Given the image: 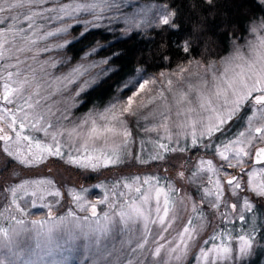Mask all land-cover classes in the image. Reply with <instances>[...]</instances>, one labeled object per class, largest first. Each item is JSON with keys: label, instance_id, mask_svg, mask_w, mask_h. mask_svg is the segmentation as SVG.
Returning <instances> with one entry per match:
<instances>
[{"label": "snow or ice", "instance_id": "6c2138e0", "mask_svg": "<svg viewBox=\"0 0 264 264\" xmlns=\"http://www.w3.org/2000/svg\"><path fill=\"white\" fill-rule=\"evenodd\" d=\"M126 3L127 0H0V142H3L0 150L22 167L38 168L49 157H56L76 168L85 179H97L91 174H102L110 165L122 164L127 157H133L130 145L134 137L128 117H135L138 128L157 136L139 137L141 150L146 155H136L134 159L148 164L149 161L166 162L172 154L193 153L199 159L188 178L189 184L197 186L206 179L211 185L203 187L202 194L201 187H196L202 203L219 209L225 191L237 201L243 198L238 218L248 225L245 232L233 237L234 229L225 227L222 232L214 231L203 242L211 246L200 245L198 253L192 256V264H248L257 243L253 235L258 230L257 218L250 199L241 194L250 192L264 199V146H257L264 144V20L252 23V38L243 45L235 44L233 37V50L218 62L201 65L197 61L202 71L190 73L196 77L195 84L184 76L190 72L189 68L181 67L170 74L166 80L168 92L174 99L178 96L177 107L188 105L187 109L176 112L179 122L175 131L169 126L168 113L161 111L157 116L154 110H149L141 114L157 99L156 95L149 96L145 103L142 93L156 92L159 98L167 99L164 73L160 74L159 81L154 76H140L135 83H126L118 89L121 94L110 99L102 109L93 105L82 117L74 118L71 108L84 103L82 94L95 82L94 78H81L92 68L107 64L108 60L88 66L78 64L63 74L61 66L69 63L67 59L51 55L42 58V54L59 55L93 29L107 26L113 30L111 26L118 24L122 17L126 24L139 28L140 24L124 14ZM207 3L213 5L214 0ZM260 4L264 5V0H260ZM151 11L150 7L138 9L145 16ZM175 15L167 4L159 6L152 26L175 29L178 27ZM70 30H79V37L68 40ZM102 47L98 42L97 47L86 53L85 59ZM182 50L191 52L189 41L184 42ZM28 59L40 65L39 72L28 64ZM171 76H177V81ZM71 84H78L69 94L71 108L54 109L52 104L46 103L51 96L62 95ZM53 85L57 87L50 95H42V90L47 91ZM181 85H186L187 91ZM125 90L131 91L126 98ZM141 120L145 121L142 126ZM150 120L153 122L149 123ZM160 129H163L162 134ZM39 133L43 136L36 135ZM208 156L213 159H206ZM217 158L219 165L214 163ZM190 162L191 157H188L185 164ZM245 166L251 170L245 171ZM228 169H240V173L235 175ZM184 175L183 171L179 172L181 178ZM221 176L229 177L227 189L222 187ZM245 176L247 188L242 183ZM96 189L103 195L97 196L93 203L89 194ZM6 194H10L9 203L21 217L31 215L32 210L46 212V220L31 221L39 240L45 241L42 253H36L39 261L63 247L61 244L51 246L53 212L58 206H64L62 193L52 179H24L18 184L0 187V201L8 200ZM66 194L71 207L59 217L58 223L72 224L74 230L79 231V237L73 235L71 241L81 237L89 241L87 247L95 248L97 260L103 264H187L198 236L207 227L192 195L180 196L171 182L158 175L102 181L80 189L71 187ZM223 203L225 208L229 206L227 199ZM189 205L187 221L177 230L176 223L183 219L181 211H188ZM0 208L3 209L0 220L15 219L18 225L24 223L23 219L12 215L8 203L0 204ZM231 208L237 212L238 203L231 204ZM246 213L253 215L246 220ZM228 215L227 212L221 214L225 221ZM260 227L264 228V224ZM18 231L0 228V249L12 256H18L13 250ZM117 235L124 239L120 240L118 248L115 244L109 248L104 241L114 240ZM39 240L38 248L41 247ZM217 240L234 243L216 244ZM260 240L264 242V233ZM261 246L264 247V243ZM0 264H5V260L0 259ZM27 264L35 262L29 260Z\"/></svg>", "mask_w": 264, "mask_h": 264}, {"label": "rangeland", "instance_id": "374dc122", "mask_svg": "<svg viewBox=\"0 0 264 264\" xmlns=\"http://www.w3.org/2000/svg\"><path fill=\"white\" fill-rule=\"evenodd\" d=\"M121 2H124V0H121ZM257 2L260 4V0H257ZM163 4L152 2V1H143V0H127L126 6L123 9V12L125 15L129 17V19L133 20L134 23L140 24L139 28H135L134 26H130L126 24L123 20V17L121 18L120 22L118 24H113L111 26L112 29H114V32H118V28L120 31V34L118 37L128 35L131 32L138 31V30H144L147 28L154 27L152 26L156 17H155V11L156 8L159 6H162ZM261 5V4H260ZM262 9L264 10V5H261ZM150 7L152 11L145 16L142 12H138L139 8H145ZM261 20H264V15L262 18H259L255 21L250 22L247 27L244 30L243 35L241 36L240 40H235V44L243 45L246 43L249 39H251V33H250V27L253 22H260ZM107 22H105L106 24ZM78 28L80 26H77ZM109 30L107 26L101 27ZM100 29V28H99ZM75 31V30H74ZM112 31V30H109ZM71 32V30H70ZM73 37L68 36L67 38L69 40H72L74 37L79 36V30H76L74 34H72ZM234 47L233 41L230 43L228 50L225 52V54L220 58L222 59L224 56H227ZM88 51L86 50L84 54L80 57V59L73 63V64H66L61 66L63 74H67L71 68L75 67L78 64H83L85 66H88L92 64L93 62H100L103 61L102 59L96 58L94 53L91 56H88L87 59H85V55ZM42 57H44V54H42ZM46 58V57H44ZM220 59L214 62H218ZM212 63V62H209ZM201 65H204L200 63ZM185 68H189L190 72L184 73V76L192 81V83H196V77L194 75H191L190 73H195L198 71H202V68H198L196 61H191L189 64L182 66ZM181 67H177L171 71H164L161 73L165 74V80H164V91L165 95L167 97L166 100L159 98L158 93L152 92V93H142V96L145 97L144 102L147 103V98L149 96L156 95L157 99L154 104H149L147 108L142 110V115L147 114L149 110H154L158 116L159 112L164 111L169 114L170 120H169V126L170 128L175 131L176 130V124L179 122L178 118L176 116V112L178 110L187 109V104H182L179 107L175 104V99H178V96L173 97V94L168 92L166 87V80L170 76L171 73H176L179 71ZM105 65L101 64L100 67L92 68L89 73H87L84 77L81 78V80L88 79L92 80L95 79V82L90 85L94 86L96 83H98L101 79L104 78V75L109 71L107 69V72H105ZM39 72V69H38ZM161 73H156L154 75H145L142 74L140 71H136L130 79H128L123 85H121L118 89H121L124 87L126 83H135L137 79L140 76H143L144 78H150L155 77L158 81L161 80ZM57 75H60V72L56 73ZM171 79L175 82L177 81V76H171ZM184 87V90L187 91L186 85H181ZM57 87V85H53L52 88H48L47 91L42 90V95H50L51 92ZM78 87V84H71L67 86V90H65L62 95L57 94L55 96H51V99L47 101L46 103L52 104L53 108H59L61 110L65 108H71V99L69 98V94L73 92ZM89 87V88H90ZM154 87V86H149ZM118 89L116 91V95H119L121 93L118 92ZM125 98L128 95H131V91L125 90L123 93ZM194 95V94H193ZM53 97V98H52ZM104 107V106H103ZM99 107V108H103ZM90 108L81 110L80 106L78 108H71V111L74 113V118H80L82 117L86 112L89 111ZM57 115H59V112H57ZM149 123L153 122L152 120L148 121ZM158 122V120L156 121ZM65 123H68L65 121ZM128 123L129 127L133 132L134 137V143L130 145L131 151L133 153V157L136 155H146V153L142 152L141 146H140V140L139 137H156L157 133H145L141 130V128L137 127V119L135 117H128ZM145 123V121H140L141 126ZM159 132L162 134L163 129H160ZM40 137L43 136L42 133L36 134ZM2 145V142H0ZM257 146H264V144H259ZM15 147V146H14ZM148 149L151 150V145H147ZM254 151V150H253ZM3 153L2 150H0ZM133 157H127L122 164L119 165H110L107 169L102 170V174L99 173H92V176L98 177L97 179H85L84 175L79 174V171L67 164H64L63 161H60L56 157H49L47 161H45L44 165L42 166V170L44 173L37 172L36 169L33 173H30L29 176L25 173L23 176L24 179H35V178H49L52 179L55 183V185L60 189L62 193V204L63 207L58 206L57 209L53 212V221L51 223V227L53 228L52 232V238H53V244L52 247H56L57 244L63 245V247H60L58 250L54 251L52 255H45L44 260L41 262L39 261L38 256L36 253H42L45 241L39 240V238L36 235L35 230L32 228L31 221L33 220H40L44 221L46 220V212L45 210H32L31 215L23 216L21 217L19 213H16L15 210L10 205V194H6L8 197L7 201H0V204L8 203L9 208L12 212V215L14 217H17L19 219H23L24 223L22 225L16 224L15 219L8 220H0V228H7V229H18V235L15 237L16 244L14 246V251L18 253V256H12L11 253H9L7 250L0 249V259L5 260V264H27L29 260L34 261L35 264H103V262H100L97 260V253L94 247H87L89 244V241L81 238H77L74 241H71V236L75 235L79 237V231L74 230L73 225L69 223H58V219L61 216H64L67 211H69L71 207V200L67 196V189L71 187H75L76 189H80L82 187H91L93 184L100 183L102 181L104 182H114L116 180H123L126 177L131 176H141L144 175H158L164 177L166 182H171L175 188L178 191V194L180 196H184L185 193L191 194L193 197V200L195 201L196 207L200 209L203 212L204 215V223L207 225L205 230L198 236L197 238V245L193 247L192 254L189 256L187 264H192V256H194L199 251V246L203 245L205 248H208L211 246V244L204 245L203 242L205 240H208L210 236L213 235L214 231H224L225 227L229 229H234L232 232L233 237H236L238 234H243L248 227L247 224L241 222L239 220V211L242 209L243 205V198L240 201H237L235 196H232L229 191H225L224 196L221 198V206L219 209L213 208L210 205L206 203H202L199 195L196 193V187H201V194L203 187H211V185L207 184V180L205 179L202 184H198L197 186H192L189 184L188 178L191 175V172L194 170V167L196 163L198 162V157L194 155L193 153H187V154H172L169 155L168 160L165 161H149L148 164H142L138 160L134 159ZM188 157H191L190 164H185V161ZM206 159H213V157L208 156L205 157ZM7 162H16L12 160L10 157L7 156V154L3 153V156L0 155V172L2 173H8L4 172V169H1L4 165H6ZM17 163V162H16ZM214 163L219 165V160L214 159ZM64 164V168L58 167L55 169V165H61ZM256 168L262 167V165L254 166ZM29 168H25L27 171ZM47 171H46V170ZM236 170L239 169H228L229 172L234 173ZM251 167L245 166V171H250ZM7 171V170H6ZM183 171L185 173L184 177L181 178L179 176V172ZM0 173V187L18 184L20 183L19 180H16L14 177H11L7 182L4 181V175ZM22 178V177H21ZM229 178L228 176H221V184L222 187L227 189V185L225 183V179ZM247 176H245L242 180V183H244L245 187L247 188ZM22 182V181H21ZM73 183L72 185H69V183ZM103 193L100 192L99 189L94 190L92 193L89 194L90 199L93 203H95V199L97 196H102ZM242 197L249 198L251 203L253 204L254 213L256 216V223H257V231L253 233L257 243L254 246V250L251 256L255 253V250L260 251L262 250L261 242L258 236V231H261V225L259 223L260 218H264V199L256 198L251 195V193L241 194ZM49 199H52L51 197ZM227 199L228 207H224L223 201ZM238 203V210L237 212H233L231 208V204ZM0 211H3L2 208H0ZM44 212L45 214H42ZM227 212L229 215L227 217V220L225 221L221 214ZM78 215H85L84 213H77ZM190 214V205L188 211H181V216L183 219L181 221H178L176 223L177 230H181L182 225L186 223L187 218ZM7 215V214H6ZM253 213H246L245 219L248 220ZM264 231V228H263ZM121 239H124L123 236L117 235V237L114 240L110 241H104L105 244L109 248L112 247L113 244L119 247V242ZM39 243L41 247H37ZM216 244L221 243H234V241H227V240H217L215 241ZM29 253H32L31 257L29 256ZM250 258V257H249ZM248 258V259H249Z\"/></svg>", "mask_w": 264, "mask_h": 264}, {"label": "trees", "instance_id": "16d2710c", "mask_svg": "<svg viewBox=\"0 0 264 264\" xmlns=\"http://www.w3.org/2000/svg\"><path fill=\"white\" fill-rule=\"evenodd\" d=\"M143 1L170 6L176 13L175 23L178 27L168 29L167 26H163L167 30L151 27L121 37H118L119 28L118 32H114V29L109 31L105 28H96L63 49L59 55L55 52L44 54V57L51 55L57 59H67L68 64H73L86 50L89 52L92 47H97L98 42L99 45H103L94 56L108 60L104 65L109 71L103 79L82 94L84 97V103L80 106L82 111L91 109L93 105L103 107L136 71L145 75H154L185 66L191 61L202 64L217 61L228 50L233 37L236 38L235 40H240L247 25L264 15V10L257 0H214L213 5H209L207 0ZM75 32L76 30H71L68 36L73 37L72 34ZM186 40L191 44L190 53L182 50ZM21 55L23 58V54ZM165 55L168 56L167 60L164 59ZM28 64L38 72L40 68L38 63L28 59ZM30 71L29 69V74ZM3 153L1 152V157ZM58 167L64 168V164L55 165V173ZM25 168L16 162H7L1 169L8 173H0L4 175L5 182L11 177L21 182L25 173L29 176L38 168L37 172L44 173L42 166L29 168L27 171ZM259 223L264 224V218H260ZM261 233H264L262 227L261 231H258L259 239ZM248 264H264V247L260 251L255 250L253 256L248 259Z\"/></svg>", "mask_w": 264, "mask_h": 264}, {"label": "flooded vegetation", "instance_id": "af4514ba", "mask_svg": "<svg viewBox=\"0 0 264 264\" xmlns=\"http://www.w3.org/2000/svg\"><path fill=\"white\" fill-rule=\"evenodd\" d=\"M3 143V142H2ZM1 145V144H0ZM239 173H240V169L239 170H236L233 174H235V175H239Z\"/></svg>", "mask_w": 264, "mask_h": 264}, {"label": "water", "instance_id": "95a60500", "mask_svg": "<svg viewBox=\"0 0 264 264\" xmlns=\"http://www.w3.org/2000/svg\"><path fill=\"white\" fill-rule=\"evenodd\" d=\"M253 154H254V151H253ZM227 181V180H226Z\"/></svg>", "mask_w": 264, "mask_h": 264}]
</instances>
